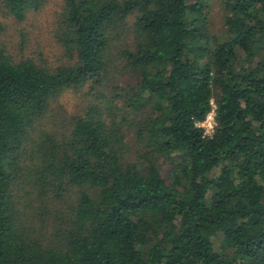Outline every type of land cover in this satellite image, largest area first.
<instances>
[{
	"label": "trees",
	"instance_id": "1",
	"mask_svg": "<svg viewBox=\"0 0 264 264\" xmlns=\"http://www.w3.org/2000/svg\"><path fill=\"white\" fill-rule=\"evenodd\" d=\"M46 1L0 0V264H264V0H60L55 64Z\"/></svg>",
	"mask_w": 264,
	"mask_h": 264
},
{
	"label": "rangeland",
	"instance_id": "2",
	"mask_svg": "<svg viewBox=\"0 0 264 264\" xmlns=\"http://www.w3.org/2000/svg\"><path fill=\"white\" fill-rule=\"evenodd\" d=\"M59 5L60 0H47L42 9L43 11L39 14V18L36 17L37 13L34 14L35 17L31 19L27 30L29 38H32V44L34 40L41 41V44L37 49H35V52L39 54L40 59L46 62L48 60L52 64H55L58 59V52L56 51L57 48L54 46V41H52L48 33L49 29L46 27V24L41 27V23L43 22V19L52 20L51 12L55 9V7L58 9ZM209 10L210 23L214 30L219 31L223 17V10L220 5V1L209 0ZM85 90L86 88L78 91L66 89L53 99L50 105L52 117L51 123H53L50 124L51 127L52 125L60 127L65 125L68 126L70 122L69 118L73 114L83 112L84 107L88 103L86 101V94L84 93ZM133 143L135 142H130V145Z\"/></svg>",
	"mask_w": 264,
	"mask_h": 264
},
{
	"label": "built area",
	"instance_id": "3",
	"mask_svg": "<svg viewBox=\"0 0 264 264\" xmlns=\"http://www.w3.org/2000/svg\"><path fill=\"white\" fill-rule=\"evenodd\" d=\"M196 125L202 128L203 133L205 135H210L213 133L217 125L216 120H215L214 105L212 106L211 110L207 112V114L201 121L196 122Z\"/></svg>",
	"mask_w": 264,
	"mask_h": 264
}]
</instances>
